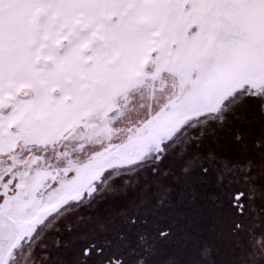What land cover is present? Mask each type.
<instances>
[{
	"label": "snow or ice",
	"instance_id": "6c2138e0",
	"mask_svg": "<svg viewBox=\"0 0 264 264\" xmlns=\"http://www.w3.org/2000/svg\"><path fill=\"white\" fill-rule=\"evenodd\" d=\"M0 264H264V0H0Z\"/></svg>",
	"mask_w": 264,
	"mask_h": 264
}]
</instances>
